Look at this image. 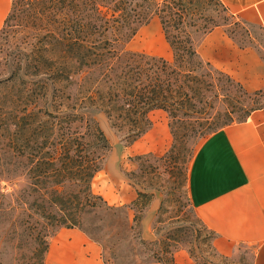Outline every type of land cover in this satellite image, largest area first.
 I'll return each mask as SVG.
<instances>
[{"label":"trees","instance_id":"trees-1","mask_svg":"<svg viewBox=\"0 0 264 264\" xmlns=\"http://www.w3.org/2000/svg\"><path fill=\"white\" fill-rule=\"evenodd\" d=\"M206 1L33 0L20 9L13 0L0 43L13 21L22 27L25 18L27 31L0 81L2 256L13 251L14 264H46L53 237L78 229L102 248L103 264L175 263L171 234L148 242L137 231L153 194L137 190L129 205L112 206L93 191L111 149L96 114L133 143L151 129L156 111L175 130L214 99L230 98L239 83L198 52L220 26ZM155 17L171 59L128 49ZM210 232V248L225 258Z\"/></svg>","mask_w":264,"mask_h":264},{"label":"rangeland","instance_id":"rangeland-1","mask_svg":"<svg viewBox=\"0 0 264 264\" xmlns=\"http://www.w3.org/2000/svg\"><path fill=\"white\" fill-rule=\"evenodd\" d=\"M30 1L33 0H16L20 9H29L25 3ZM206 3L210 15L215 17L220 25L213 31L222 33L233 47L247 51L248 67L245 71V80L251 83L245 86V83L235 80L240 86L233 88L229 99H214L203 113L183 119L175 130L171 129L166 113L162 111L152 113L151 129L133 143L127 141L125 134L113 129L103 114L97 113V119L110 142L111 149L103 161L102 169L93 179L92 188L112 206L129 205L136 198L137 190L153 194V201L143 213V220L137 231L140 230L141 236L148 242L171 234L177 242L178 249L174 264H198L204 260L212 264H253L252 248L238 247L230 258L214 254L210 248L211 232L200 221L191 205L188 180L195 154L210 135L229 124L246 120L254 111L264 107V32L258 24L242 21L215 1L207 0ZM20 20H24L20 23L22 27L16 25L17 20L11 22L7 29V40L0 43V81L9 76L12 69L10 55L16 52L17 44L27 31L23 28L25 18ZM128 49L166 59L172 58L171 49L157 17L140 29L129 43ZM198 52L202 60L210 62L217 69L219 61L226 57L217 47L208 46L207 40L199 44ZM229 57L230 62L235 60L233 53H230ZM256 86L257 89H254ZM1 89L0 104L5 93ZM1 146L0 140V148ZM148 154L149 156L142 160L137 158ZM133 217L134 212L130 211L131 220ZM3 235L0 229V243ZM61 236L67 238L70 244L65 245L74 249L71 264H96L90 245L95 242L78 229H64L53 237L47 255L48 260L52 245ZM57 247L61 248L62 245L57 243ZM99 248L103 264L102 248L100 246ZM2 251L3 247L0 244L2 263L14 264V252L10 251L2 256ZM150 262L148 264H156Z\"/></svg>","mask_w":264,"mask_h":264},{"label":"crops","instance_id":"crops-1","mask_svg":"<svg viewBox=\"0 0 264 264\" xmlns=\"http://www.w3.org/2000/svg\"><path fill=\"white\" fill-rule=\"evenodd\" d=\"M220 1L233 15L258 24L264 32V0ZM12 3L0 0V32ZM204 40L226 55L218 63L219 70L245 86L251 83L245 80L247 51L233 47L217 31ZM188 190L198 216L216 235L213 245L218 254L230 258L244 246L254 250L253 264H264V107L245 121L218 130L201 144L190 167ZM61 238L69 244L67 238ZM90 245L95 263L101 264L99 246Z\"/></svg>","mask_w":264,"mask_h":264},{"label":"bare ground","instance_id":"bare-ground-1","mask_svg":"<svg viewBox=\"0 0 264 264\" xmlns=\"http://www.w3.org/2000/svg\"><path fill=\"white\" fill-rule=\"evenodd\" d=\"M64 240L62 238L58 239L52 245V247H51L52 249L49 253V260L47 259L48 260L47 264H57V263L71 264L72 263L73 258H74L73 248L70 246H66L65 243H67V242ZM57 243H60L62 245V247L61 248L57 247Z\"/></svg>","mask_w":264,"mask_h":264}]
</instances>
